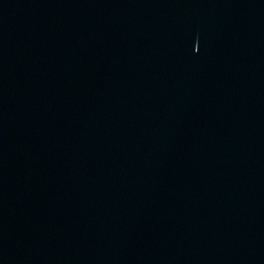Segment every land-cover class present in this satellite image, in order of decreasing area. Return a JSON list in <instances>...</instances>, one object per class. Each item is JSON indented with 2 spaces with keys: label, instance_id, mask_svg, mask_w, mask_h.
Masks as SVG:
<instances>
[{
  "label": "water",
  "instance_id": "obj_1",
  "mask_svg": "<svg viewBox=\"0 0 264 264\" xmlns=\"http://www.w3.org/2000/svg\"><path fill=\"white\" fill-rule=\"evenodd\" d=\"M0 264H264V0H0Z\"/></svg>",
  "mask_w": 264,
  "mask_h": 264
}]
</instances>
